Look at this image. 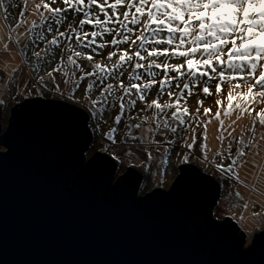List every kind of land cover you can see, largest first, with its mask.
I'll return each instance as SVG.
<instances>
[{
  "label": "snow or ice",
  "instance_id": "obj_1",
  "mask_svg": "<svg viewBox=\"0 0 264 264\" xmlns=\"http://www.w3.org/2000/svg\"><path fill=\"white\" fill-rule=\"evenodd\" d=\"M23 3L15 27L7 19L8 9L18 7L19 0H0V15L8 25V40L19 45L21 36L14 38L13 33L33 8L36 19L24 27V45L18 51L34 73L32 85L42 90L38 95L44 91L63 95V84L70 88L69 98L79 103L77 93L83 85L93 130L100 131L101 121L107 123V112L115 125L107 136L118 151L132 148V141L151 161L152 150L164 148L161 164L167 163L178 141L189 150L186 162L197 145V129L203 125L207 141V126L217 120L222 147L214 154L221 161L215 167L220 175L238 179L240 158L257 141V124L264 127V0ZM207 97H214L210 106H205ZM252 111L255 117L246 129L247 138L244 131L234 136L228 131L231 125L225 127L221 118L235 114L239 120L244 114L251 117ZM201 115L210 119L202 120ZM124 120L137 122L124 124V137L117 142ZM259 139L264 140V132ZM199 149L208 161L206 143ZM224 160L230 163L225 166Z\"/></svg>",
  "mask_w": 264,
  "mask_h": 264
},
{
  "label": "water",
  "instance_id": "obj_2",
  "mask_svg": "<svg viewBox=\"0 0 264 264\" xmlns=\"http://www.w3.org/2000/svg\"><path fill=\"white\" fill-rule=\"evenodd\" d=\"M0 104V264H264V229L246 245L214 219L219 181L194 163L138 195L143 172L95 152L88 113L59 98ZM205 219L211 220L209 225Z\"/></svg>",
  "mask_w": 264,
  "mask_h": 264
},
{
  "label": "rangeland",
  "instance_id": "obj_3",
  "mask_svg": "<svg viewBox=\"0 0 264 264\" xmlns=\"http://www.w3.org/2000/svg\"><path fill=\"white\" fill-rule=\"evenodd\" d=\"M35 2L38 3L39 0H35ZM23 10V0H19L18 7H10L8 9L7 19L13 27L20 22V13ZM33 19H36V16L33 15V8H29L24 17L25 23L21 24V27L13 33L14 38L17 35L21 36L20 44L16 45L8 40V25L4 23V17L0 15V104L3 106L2 129L6 127L10 108L16 103L23 101V99L30 97L59 98L70 102L88 113V128L92 132V141L86 152V157H90L98 151L112 155L118 162L115 178L120 176L127 167L141 170L145 175L143 174L138 195H144L155 187L168 189L178 173V167L185 163H194L201 168L202 172L215 177L220 183L221 193L218 203L213 210V217L219 221L225 217H230L246 234L245 246H248L253 239L254 233L264 229V140L259 139L260 134L264 132V127L257 124V141L246 150L247 154L240 158L236 169L238 179L232 178L230 175H220L215 167V164L221 161L214 154L220 151L222 147L220 141L217 139L220 134L217 120H212L207 126V141L203 138V125L197 129V145H194L191 155L186 162L184 156L189 150L182 147L184 141H178L172 145V150H170L166 164H161L159 161L160 155L164 153V148H161L159 152L153 149L152 155L154 159L151 161H148L143 147L135 146L132 141H129L130 144L134 145L132 148L126 151H118L107 136V132L115 126L109 113L106 112L104 114V121H107V123L100 122V131L93 130L95 123L89 112V102L83 98V85L80 92L77 93L80 96L79 103L75 99L69 98L71 91L68 85H61L63 95L54 91H44L42 95L37 94L38 91L42 90L32 85L34 73L26 64L22 63V57L18 51L19 47H23L24 45V37L22 35L24 27L28 21ZM6 45L7 47H5ZM29 58H31L30 53ZM13 69H17V71L14 72ZM191 99L194 104L195 97ZM213 103L214 97H207L205 99V106H210ZM261 107H264V105H261ZM192 111H195V107H193ZM202 112L203 109H201ZM254 117L255 111H252L251 117L248 114H244L243 118L239 120H237L235 114L230 117L222 116L221 118L224 120L225 127L231 125V127H228V131H231L234 136L239 137L241 132L244 131L245 138H247L249 133L246 129L251 127V120ZM201 119L206 120L210 119V117L201 115ZM136 122L135 120L122 121L120 125L121 131L115 137L117 142H121L124 137V124H134ZM156 139L160 140L161 137L157 136ZM187 142L191 143V134L188 135ZM202 143H206L207 145L205 151H207L208 161L203 159L205 152L199 149V145ZM165 147L168 146L165 145ZM255 147L260 150L258 157L261 158L263 156L261 159L249 161L248 159L251 153L255 151ZM128 151L138 152L139 155H128ZM209 162H212L211 166H209ZM223 163L227 166L230 160H224ZM237 194L239 195L237 196Z\"/></svg>",
  "mask_w": 264,
  "mask_h": 264
},
{
  "label": "bare ground",
  "instance_id": "obj_4",
  "mask_svg": "<svg viewBox=\"0 0 264 264\" xmlns=\"http://www.w3.org/2000/svg\"><path fill=\"white\" fill-rule=\"evenodd\" d=\"M259 152L260 150L256 148V150L253 152L252 156L250 157L252 160H257V159H260L258 156H259Z\"/></svg>",
  "mask_w": 264,
  "mask_h": 264
},
{
  "label": "trees",
  "instance_id": "obj_5",
  "mask_svg": "<svg viewBox=\"0 0 264 264\" xmlns=\"http://www.w3.org/2000/svg\"><path fill=\"white\" fill-rule=\"evenodd\" d=\"M255 150H256V147H255ZM263 153H264V152H263ZM252 154H253V152L251 153L250 157L252 156ZM262 156H263V155H262ZM262 156H261V158H262ZM261 158H260V159H261ZM248 160H249V161H254V160H252L251 158H249ZM255 167H256V166H255Z\"/></svg>",
  "mask_w": 264,
  "mask_h": 264
},
{
  "label": "flooded vegetation",
  "instance_id": "obj_6",
  "mask_svg": "<svg viewBox=\"0 0 264 264\" xmlns=\"http://www.w3.org/2000/svg\"><path fill=\"white\" fill-rule=\"evenodd\" d=\"M145 175V174H144Z\"/></svg>",
  "mask_w": 264,
  "mask_h": 264
}]
</instances>
